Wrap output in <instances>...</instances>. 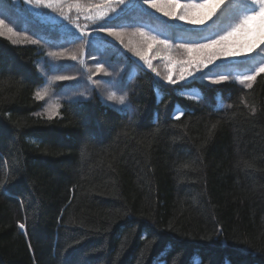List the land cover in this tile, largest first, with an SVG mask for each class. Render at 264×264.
Segmentation results:
<instances>
[{
	"label": "trees",
	"instance_id": "obj_1",
	"mask_svg": "<svg viewBox=\"0 0 264 264\" xmlns=\"http://www.w3.org/2000/svg\"><path fill=\"white\" fill-rule=\"evenodd\" d=\"M222 9L204 25L152 9L114 17L139 38L125 47L93 28L90 43L47 29L0 0L12 31L0 33V264H264V73L240 83L264 50L201 69L229 77L220 84L181 64L179 45L214 39L251 10L248 0ZM138 30L168 41L150 66L132 51L153 52ZM75 48L83 55L66 64ZM49 51L65 54L54 73H79L51 118L40 101L50 99L35 97L49 93ZM97 81L125 105L104 104Z\"/></svg>",
	"mask_w": 264,
	"mask_h": 264
},
{
	"label": "snow or ice",
	"instance_id": "obj_2",
	"mask_svg": "<svg viewBox=\"0 0 264 264\" xmlns=\"http://www.w3.org/2000/svg\"><path fill=\"white\" fill-rule=\"evenodd\" d=\"M28 2V0H26ZM36 4H41L43 0H34ZM112 5L109 9L102 13L101 17L97 18L98 22L93 25V34L95 33H105L107 37H113L116 40L120 41L121 44H124L122 38L123 33L122 29L124 27H131L132 25H124L119 23H113V18L120 20L127 16L130 11H135L140 14H148V9H152L155 12L162 13L164 17H169L174 21L186 22L191 25H204L207 21H212L215 23V19L219 17L218 9H222L225 0H202L198 4H185L180 8V11L177 12L175 9L178 7L177 0H108ZM253 4L259 3L260 7L257 9L252 8L247 11V14H243L238 18V22L233 24L227 31H224L223 34H218L216 38H209L206 42H189L179 45L180 48L188 54L186 60L181 61V64L188 65V75H192V70L201 72V79L203 77H208L212 84H220L229 79L228 76L222 74H216L214 77L211 75V69L207 72L201 71L202 68H207L208 65L213 64L217 60L223 58L238 57L241 55L251 54L254 49L258 46L261 50H264V35L261 38L255 41H243L241 37L246 35L251 31L249 25L251 22L257 20L258 18L264 20V0H252ZM2 14V13H0ZM67 19V17L65 18ZM4 21L0 20V24H3ZM79 35H76V32H73L72 35L74 39L91 42V36L87 32L80 29L79 25H75ZM11 31V29H9ZM138 34L143 38L144 42L147 44V48L152 49L153 44H163L167 45L168 41L160 40L157 36H151L145 33L143 30H138ZM35 44L37 41H30ZM74 42V41H73ZM127 47V45H125ZM135 56L139 57L140 61H143L145 65L150 66V61L146 57L145 52L136 51L132 49ZM49 56L58 58L65 55L64 53L49 52ZM83 55V49L79 50V54L73 53L70 54V59L72 61L78 60L79 56ZM83 61L81 60V63ZM103 63L97 61L96 63V72L99 73L103 71ZM264 73V62H262L254 71H251V74L243 75L240 83L247 88L252 87V82L256 80L257 75ZM181 80L184 79L183 72L181 74ZM69 79L67 76L57 75L52 77V80L63 81ZM171 79V78H169ZM175 83V81H172ZM45 91H37L35 93L36 99H43ZM59 94V90L57 93ZM108 100H118L121 105H125V96L117 97L114 94L108 96ZM49 118L56 115V107H53L49 110ZM179 118V117H177ZM19 227L23 229L24 224H20Z\"/></svg>",
	"mask_w": 264,
	"mask_h": 264
},
{
	"label": "rangeland",
	"instance_id": "obj_3",
	"mask_svg": "<svg viewBox=\"0 0 264 264\" xmlns=\"http://www.w3.org/2000/svg\"><path fill=\"white\" fill-rule=\"evenodd\" d=\"M80 1L81 3H79L78 0H43L41 4H36L34 0H28V2H26V0H11L12 4H14L15 7L19 6L20 8H22V11L26 12L31 17L33 16L38 21L39 24H43L47 29L56 25L59 27V30H61V33L71 34V32L72 33L79 32L75 28V25H79L80 29L85 32H87L86 29L89 28L87 33L88 35H90L93 28L92 26L98 21L97 18L101 17L102 13L107 11L109 7H111L112 5L108 2V0H80ZM226 1L228 0H225V2ZM248 1L250 3L251 9L255 8L258 10V8L260 7L258 2L256 4H253L252 0H248ZM158 2H162V0ZM198 3L201 2H197V4ZM177 4L178 7L175 9V11L179 12L180 8L183 7L184 5L180 4L179 2H177ZM217 11H219V9ZM237 16L239 18L241 14ZM66 17L67 19H65ZM206 23H208V21ZM224 24L228 26L227 20L224 21ZM6 26L7 27H4L2 24H0V33H5V35L10 36V33H12V31H9L10 28L8 25ZM249 27L251 31L246 35L242 36L241 40L255 41L261 38L262 35H264V20L258 18L257 20L251 22ZM122 33H123L122 38L124 40L123 45L132 46L135 44L134 40L139 39L138 37H134L135 35H131L129 32L122 31ZM98 34L100 33L98 32ZM17 37L18 36H13V38H16V40L19 42L20 38L18 39ZM155 48H158V51ZM151 50H153V52L149 51V54H146V57L149 59L150 64L152 63L153 53L160 52L162 50V47L160 46V44H158L157 46L153 44ZM49 52H54V51H49ZM73 53H76V48L74 50L72 49V51L70 52L68 51L66 56L69 58L70 61L65 62L66 64L73 62L70 59V54ZM166 56L168 57V54H166ZM241 56L248 57V54ZM48 58L50 61L49 64H52V71L50 70V72H52V76L49 81L51 84H48L49 93L48 95L45 94L43 98H45L46 96L48 99H50L49 106L47 105V103L40 100L43 104V109L46 115H48L49 110L53 106H57L59 100L70 99V97L64 93L63 89L66 86L64 84L72 83V80L79 75L77 70L74 67H72V65H69V67H65L61 69L59 71L60 74L54 73L55 70L54 64H58V63L62 64V61L63 62L65 61L64 57L63 58L61 57V60L59 62H56V58L54 57L48 56ZM171 63L172 64H170V66L175 68L177 64L173 61ZM180 67L183 69L184 65H180ZM57 75L67 76L69 77V79L63 81L52 80V77ZM95 84L97 87L98 95L100 96V99L104 104L113 107L115 109L120 107L117 101L108 100V96L113 95L114 90L112 86L108 85L107 81H104V83L97 81ZM58 88H60L59 94H55L58 92L57 90ZM53 90L54 93L52 94L51 92ZM46 117L49 118V115Z\"/></svg>",
	"mask_w": 264,
	"mask_h": 264
}]
</instances>
